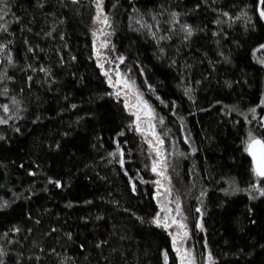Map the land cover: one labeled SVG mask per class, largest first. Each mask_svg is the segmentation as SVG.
<instances>
[{
    "label": "trees",
    "instance_id": "obj_1",
    "mask_svg": "<svg viewBox=\"0 0 264 264\" xmlns=\"http://www.w3.org/2000/svg\"><path fill=\"white\" fill-rule=\"evenodd\" d=\"M5 2L20 20L13 21L11 15L5 18L11 21L12 35L0 32V41H13L10 47L18 64L6 65L0 59V71L15 77L0 81V89H9V96H0V103H10L11 97L16 96L25 109L22 118L15 121L20 133L12 131V121L0 125V131L8 137L7 142L0 141V198L10 201L9 207L0 209V244L8 250L5 264H163L162 249L169 250V264H176L167 232L136 218L147 221L159 210L153 195L156 176L151 172L147 143L128 128L132 117L124 111L122 102L104 95L112 89L92 54V0H79L78 4L72 0H43V8L37 7V0ZM196 2L103 0V6L115 29L111 35L114 53L125 55L123 63L156 108L157 117L164 118L162 124L157 120V132L173 161L170 172L179 169L174 178L184 184L180 187L189 198L187 208L193 224L200 216L196 207L200 205L203 211L204 228L193 233L199 258L206 254V240L207 251L219 257L217 264H234L239 258L231 253L239 248L249 251L252 245L256 248L254 257L249 258L251 264H264L260 247L264 245V198L249 200L245 192L225 196L219 191L229 187V180H235L241 188L254 182L251 157L243 150V141L249 130L264 137V128L259 126L264 105L256 108L255 118L248 112L264 94V66L257 63L251 51L258 43H264L259 0H208L201 9L182 15V20L194 26L207 27L188 44L181 42L179 36L164 42L171 45L167 56L174 57L177 66H169L167 58L157 59L155 41L129 28L130 15L142 14L150 21V13L158 15L161 5L183 13ZM134 8L139 12H134ZM216 8L240 18L232 21L222 17L225 23L217 26L212 23L217 17ZM242 12L247 13L250 22L240 16ZM219 29L228 35L220 34ZM49 30L52 35L45 36ZM213 31H217V36L212 35ZM29 46L33 52L27 51ZM72 56L76 59L72 60ZM61 57L64 63H60ZM27 64L37 70H24ZM184 64L191 65V69H184ZM40 66L50 70L54 83L46 82L49 78L39 71ZM26 76L33 80L26 81ZM197 80L199 84L195 83ZM225 81H231V87ZM148 84L153 85V91H149ZM189 85L194 100L184 95L183 88ZM71 104L77 108H70ZM89 112L95 113L96 118L86 115ZM241 113L247 115V122ZM78 116L83 119L76 124ZM121 129L123 135L116 136ZM64 132L69 135L63 136ZM186 136L190 143L185 142ZM115 140L125 150L123 169L116 162L118 157L108 155L116 149ZM57 141L59 149L54 147ZM191 147L197 151L191 152ZM179 153L186 155L176 159ZM28 168L37 174L28 175ZM47 176L60 179L63 186L48 184ZM129 177L136 184V192L131 191ZM222 201L225 203L220 206ZM248 207L254 209L251 216ZM29 211L34 219L27 216ZM13 226L21 231L3 236ZM69 232L71 240L66 235ZM9 239L13 240L12 245L7 244ZM102 241L108 243L97 248L96 244ZM81 244L84 248H80ZM240 264H244L243 260Z\"/></svg>",
    "mask_w": 264,
    "mask_h": 264
},
{
    "label": "snow or ice",
    "instance_id": "obj_2",
    "mask_svg": "<svg viewBox=\"0 0 264 264\" xmlns=\"http://www.w3.org/2000/svg\"><path fill=\"white\" fill-rule=\"evenodd\" d=\"M73 4H78L79 0H72ZM92 3L95 5V14L92 16V21L94 24L98 25L91 29L93 41H92V54L96 57V64L105 78L106 83L110 86L113 91L104 93L105 96L114 97L117 101L122 102L123 109L125 112L129 113L132 119L128 122V128L139 133L145 142L149 145V150L151 153H154V158L151 159V172L155 173L157 179L154 181L156 185L157 191L153 194L156 198V203L159 206V210L154 213L147 221H145L144 217L136 216L135 212L131 214L136 216L137 220L140 223H149L150 225H155L158 228L165 230L168 236L171 238V250L175 253V261L176 264H217L219 257H215L211 251H207V241L205 240L204 248L206 250V254L202 255L199 259L197 258L194 247L186 246L185 241L189 238V229L188 225L185 222L186 216L184 215V211L182 208V202L179 195H177L174 199H172L173 187L171 185V177L168 174L167 169L169 168V163L167 160L168 153L164 149V139L161 133L156 130V123L154 121L158 120L159 123H163L164 118L162 116L157 117L155 109L146 100L142 94V92L137 88L134 79L131 76L123 72L119 64L123 62L126 57L123 53H118L115 57L109 55V52L102 51V49H109L111 52H115V45H112L108 36H111L115 29L113 27V21L110 15L105 12L103 6V0H92ZM202 4L207 5L208 0H198V2L194 3L193 8L183 13L181 11H177L176 8L166 9L163 5L160 6V11L158 15L156 13H150L151 20H146L144 15H130L129 16V28L136 32H140L148 37L156 43V51H157V59L167 58L169 66H177V60L174 57L167 56V47L164 42L173 41V38L176 36L180 37V41L184 44H188L191 41V38L197 33L201 31H205L206 25L204 27L194 26L193 24L188 23L186 20H182V15H187L188 11H196L201 9ZM260 5H264V0H259L258 11H259V19L264 20V7H260ZM67 6V5H65ZM37 7L43 8L44 3L43 0H37ZM115 7V5H114ZM214 11L217 12V17L212 20V23L219 26L225 23V20L222 17L229 18L232 21L239 19V16H232L228 11L216 8ZM134 12H139L138 9L134 8ZM9 15L12 16V20L19 22L20 17L15 16L14 13H11V6L5 2V0H0V32L8 33L12 35L9 29V24L11 21L6 20L5 18ZM165 15H167V19H164ZM240 16L245 17L249 22L251 21L250 17H247V13L242 12ZM163 22V23H162ZM163 25H167V27H163ZM231 25H229L230 27ZM255 25H253L254 27ZM54 27V26H53ZM31 32V29H28ZM220 34L227 36L228 33L223 32L222 29H219ZM217 31H213L212 35L217 36ZM39 35V33H37ZM45 36H51L52 30L44 33ZM100 37H104L100 39ZM61 40H63V34H61ZM13 43L11 40L0 41V59L6 62V65L17 66L18 61L14 58L12 49L10 45ZM24 43L27 45L29 42L27 39L24 40ZM66 46V45H65ZM28 52H33L34 49L29 46L27 48ZM180 49H176V53L179 54ZM252 55L256 58L257 63L261 66H264V43H258L256 47L252 48ZM260 53L257 56V53ZM207 55V54H205ZM219 55L228 62V58L224 56L223 52H220ZM91 58V57H90ZM72 60H75L76 57L72 56ZM60 63H64L63 58L61 57ZM138 63V62H137ZM210 63H212L210 61ZM111 65H115L112 67ZM184 69H191V65L184 64ZM24 70H31L35 72L37 69L33 67L32 64H27ZM39 71L43 72L46 77L49 79L46 81L49 84L55 82V77L51 75L50 70L47 67L40 66ZM143 68H140L141 74H143ZM12 81L15 79L14 76H10L7 74V71H0V81L3 80ZM184 79V76L181 75V80ZM33 80L32 76H26V81ZM147 83V81H145ZM199 84L200 81L197 80L195 82ZM225 84L231 87V81H225ZM149 91H153V85L148 84ZM183 87V85H181ZM184 95L188 96L190 100H194V96L191 95L192 88L191 86H187L183 88ZM0 96L7 97L9 96V89L4 87L0 89ZM121 98H123L121 100ZM157 99H160L157 96ZM161 103H166L161 100ZM176 101H172L171 105L174 108ZM264 105V94H262L259 98V104L253 106L248 109V112L253 114V118L257 115L256 108ZM70 108L76 109V104H71ZM25 111L23 103L21 100L17 99L16 96H12L10 103H0V112L3 114L0 115V125H9L10 121L13 122L12 131L15 133H20L21 128L15 125V121L22 118V113ZM223 111V109H221ZM88 116H92L96 118V114L89 112L86 113ZM244 115L245 121H248L247 115ZM37 120L39 117L36 118ZM83 117H77L75 123L79 124L80 120ZM182 120L183 117H180ZM260 127L264 128V116H260ZM63 136H68L69 132H64ZM123 129L116 133V136H122ZM99 139V138H97ZM8 137L4 134V132L0 131V141L7 142ZM185 142H187V137H185ZM116 149L113 152L108 153L109 156L118 157L117 163H119L123 169L125 164L124 156L125 150L121 147V143L119 140H115ZM124 143H128L127 140ZM244 151L248 153L251 157V174L254 178V182L247 184L246 187L241 188L239 184L235 180H229V187L220 188L219 191L223 192L225 196H229L235 194L237 192H245L248 195L249 200H256L258 198H264V137L255 135L251 130H249L246 139L243 141ZM52 145H50L51 147ZM54 147L59 149L61 147L60 143L57 141L54 144ZM191 152H196L197 149L195 147H191ZM130 152V150H129ZM179 155H186L185 153H179ZM35 163V162H33ZM21 167L24 165L21 164ZM27 174L30 176H35L37 173L32 168L27 169ZM125 174H127L125 170ZM47 183L54 185L57 188L63 186V183L60 179H56L53 176L46 177ZM142 180V178H141ZM129 183L131 185V191L136 192L137 187L134 182H132L131 177H129ZM163 189V191H160ZM47 187L44 188V191H47ZM15 198H19L18 193L13 194ZM29 195H31V188H29ZM201 196H204L205 193L201 191ZM88 203V201H85ZM115 203V201H113ZM225 202L222 201L220 206H223ZM174 205V207L172 206ZM10 206V201L8 199L0 198V209H5ZM71 206V204H69ZM45 211H47L45 209ZM130 211V210H126ZM249 216H251L254 212L252 207H248L247 209ZM196 212L202 217L203 211L201 207L196 208ZM27 216L30 219H34L31 211L27 212ZM83 219H88L84 217ZM97 219H100L97 216ZM37 224L40 223L38 219L35 220ZM251 223H255V220H251ZM196 228L203 230L204 225L202 220L198 218L196 220ZM172 229H175L173 231ZM21 229L19 227L13 226L8 231L3 233V236H8L9 232L19 233ZM31 232V229H28ZM54 232L55 229H52ZM47 235V234H46ZM69 240L72 238V233H66ZM13 240L9 239L7 244L12 245ZM35 243V242H34ZM101 243L107 244V241H102L96 244V247H101ZM261 250L264 251V245H261ZM80 248H84V245L81 244ZM256 246L252 245L249 247V251H245L244 248H239L236 251L232 252L231 255L238 257L239 259L234 262V264H240V260H243L244 264H251V257H254V251ZM53 253H55V249H51ZM115 251V249H113ZM8 255V250H6L3 244H0V264H5V257ZM225 255H229V253H225ZM161 256L163 259V264H169V250L162 249ZM39 260V257H36ZM63 259L67 261L73 260L72 257H64ZM74 264V262H73Z\"/></svg>",
    "mask_w": 264,
    "mask_h": 264
},
{
    "label": "rangeland",
    "instance_id": "obj_3",
    "mask_svg": "<svg viewBox=\"0 0 264 264\" xmlns=\"http://www.w3.org/2000/svg\"><path fill=\"white\" fill-rule=\"evenodd\" d=\"M95 27H98V25H96V24H94V28ZM93 37V36H92ZM104 37H100V39H103ZM108 39H109V41L111 42V44L113 45V43H112V39H111V36H108L107 37ZM102 51H107V52H109V55L110 56H112V57H115V53L114 52H111L109 49H102ZM95 59H96V57H95ZM112 67H114L115 65H111ZM119 67H120V69L123 71V72H126V73H128L130 76H131V78L132 79H134V81H135V84H136V86H137V88L142 92V94H143V96H144V98L146 99V100H148L147 99V97L145 96V94H144V92L139 88V86H138V84H137V82H136V80H135V78L132 76V74H131V72H130V69H129V66L128 65H126L125 63H123V62H121L120 64H119ZM112 91H113V89H112ZM123 98H121V100H122ZM149 101V100H148ZM149 103L152 105V103L149 101ZM152 107L155 109V112H156V108L152 105ZM156 115H157V112H156ZM156 124H157V120L156 121H154ZM156 130L158 131V128H157V125H156ZM141 136V135H140ZM142 137V136H141ZM187 137V142L188 143H190V140H189V138H188V136H186ZM144 140V139H143ZM145 141V140H144ZM148 145V144H147ZM148 147H149V145H148ZM164 147V149H165V146H163ZM166 150V149H165ZM150 151V150H149ZM150 154H151V157H150V166H151V159L152 158H154V153H151L150 152ZM179 157H177L176 159H178V158H181V155H178ZM185 156V155H184ZM167 160H168V163H169V168L167 169V171H168V174L170 175V177H171V185H172V187H173V192H172V199H174L177 195H179L180 196V198H181V202H182V208H183V211H184V215L186 216V223H187V225H188V229H189V238L185 241V244H186V246H189V247H194V250H195V252H196V255H197V258L199 259V256H198V253H197V248H196V244H195V242H194V238H193V233H194V230H196L197 232H200V231H202L201 229H197L196 228V222L193 224V221H192V214H190V212L188 211V208H187V200L189 199L188 198V196H187V194L185 193V192H183V189L181 188L184 184H183V182H182V180H176L175 181V178H174V175H176L177 174V172L179 173V169L178 170H174V172L173 173H171L170 171H171V169H170V167H171V165H172V163H173V161H172V159L170 158V157H167ZM174 167V166H173ZM151 168V167H150ZM155 176H156V174L155 173H153ZM157 179V176H156V178H155V180ZM181 186V187H180ZM156 191H157V189H156ZM160 191H163V189H161ZM173 207H174V205H172ZM199 207H201L200 205H198ZM197 208V207H196ZM198 218H200L201 220H202V217L201 216H199ZM197 220V219H196ZM173 231H175V229H172Z\"/></svg>",
    "mask_w": 264,
    "mask_h": 264
}]
</instances>
